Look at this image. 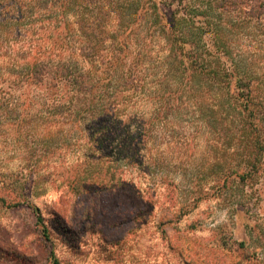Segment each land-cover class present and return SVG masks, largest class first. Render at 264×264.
<instances>
[{
	"label": "rangeland",
	"instance_id": "rangeland-1",
	"mask_svg": "<svg viewBox=\"0 0 264 264\" xmlns=\"http://www.w3.org/2000/svg\"><path fill=\"white\" fill-rule=\"evenodd\" d=\"M220 18L241 24L231 31L229 56L257 79L252 118L235 110L225 87L224 98L218 88L172 94L160 114L148 110L156 96L128 102L113 94V144L98 158L94 145L86 152L81 144L86 121L59 131L55 120L36 114L41 96L65 95L62 85L39 95L0 84V264H264V28L243 13ZM116 22L106 20L105 36ZM155 30L137 28L129 43L136 54L137 33L139 40L149 35L145 89L160 80L183 89L186 76L177 85L175 74L163 80L169 68L161 65L166 52ZM228 92H240L233 80ZM10 102L11 110L1 108ZM50 136L72 145L44 154Z\"/></svg>",
	"mask_w": 264,
	"mask_h": 264
},
{
	"label": "trees",
	"instance_id": "trees-1",
	"mask_svg": "<svg viewBox=\"0 0 264 264\" xmlns=\"http://www.w3.org/2000/svg\"><path fill=\"white\" fill-rule=\"evenodd\" d=\"M0 1V84L7 83L10 89L33 87L39 95L48 87L57 89L62 85L65 95L57 93L52 99L41 96L43 103H39L41 109L36 114L44 120H55L59 131L67 123H72L73 128L81 120L86 121L81 144L86 147V152L94 145L100 152L98 158L102 157L104 148H111L113 144L111 127L115 121L107 123L116 118L119 109L117 100L110 102L113 94L117 98L121 95L128 102L141 93L147 94L148 99L151 95L156 96L159 101L151 104L148 110L160 114L171 108L172 94L181 96L183 91L195 94L198 89V96H202L216 92L214 89L218 88L224 98L222 89L225 87L228 97H235L231 104L238 113L242 112L241 107L248 111L246 118H252L251 115L258 112L253 104L257 102L253 100L257 92L252 87L257 79L248 77L229 56L231 31L240 29L241 24L231 20L223 23L220 17L229 18L233 12L243 13L247 19H255L258 23L262 20L258 25L264 28V0ZM111 16L117 19L115 29L105 36V22ZM136 21L138 29L157 30L156 38L166 52L161 65L169 68L165 71L168 77L163 80L170 82L175 74L177 85L180 76H186L183 89L181 82L175 88L161 85L162 80L154 91L145 89L144 83L152 66V60L148 58L150 41L149 35L137 39L140 36L137 33L134 40L139 43L137 53L129 51L131 35L137 29L134 27ZM74 32L76 35L72 40L70 37ZM107 41L108 45L104 46ZM70 46L72 50L68 49ZM101 66L104 69L100 70ZM137 71L141 73L136 74ZM232 80L240 89L237 94L228 92ZM243 89L251 91L244 94ZM243 96L246 101L238 105L237 100ZM118 102L122 104V101ZM8 105L11 102L3 103L1 108L11 110ZM50 138L54 142H45L44 154H60L62 149L72 145ZM28 206L37 221H41L39 209Z\"/></svg>",
	"mask_w": 264,
	"mask_h": 264
}]
</instances>
